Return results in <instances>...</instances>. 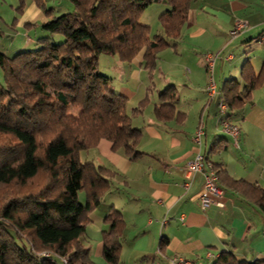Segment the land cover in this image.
<instances>
[{"label":"trees","instance_id":"trees-1","mask_svg":"<svg viewBox=\"0 0 264 264\" xmlns=\"http://www.w3.org/2000/svg\"><path fill=\"white\" fill-rule=\"evenodd\" d=\"M192 1L70 0L71 12L41 25L47 35L34 49L11 57L0 52V264H63L60 258L67 264H96L84 246L86 226L117 173L92 160L81 162L80 154L105 140L112 151L133 159L142 137L131 124L127 99L98 70L99 57L130 63L141 54L143 69L153 72L159 53L177 46ZM153 3L165 9L158 17L160 31L150 36V27L139 18ZM241 77L240 88L231 80L221 92L229 111L242 109L264 83V64L255 74L246 63ZM158 96L157 116L182 114L175 111L174 87ZM146 102L131 113L142 112ZM211 167L219 185L264 211V189L230 177L219 165ZM104 223L102 258L118 264L124 220L112 210ZM43 252L52 256L45 258ZM211 264L264 260H239L226 251Z\"/></svg>","mask_w":264,"mask_h":264},{"label":"crops","instance_id":"crops-1","mask_svg":"<svg viewBox=\"0 0 264 264\" xmlns=\"http://www.w3.org/2000/svg\"><path fill=\"white\" fill-rule=\"evenodd\" d=\"M25 8V0H18L11 26L23 29L24 45H36L47 35L41 25L50 19L39 9ZM155 21L158 24V18ZM238 21L246 27L231 37ZM36 28H40L39 37ZM32 31L35 41L29 36ZM254 51L257 55L252 58ZM206 53L216 55L212 70L207 69ZM115 57L119 62L112 57L110 86L127 99L131 124L142 137L133 159L112 151L105 140L91 150L87 160L117 175L111 190L89 215L84 246L102 257L103 232L108 229L104 217L116 210L125 223L118 264H171L176 256L191 264H211L226 251L239 260H264V211L220 185L223 208L212 206L204 212L199 204L202 172L195 173L184 187L182 171L199 152L204 156L203 169L207 164L219 165L230 177L264 189V83L251 92L242 109H220L221 92L229 81L236 79L240 88L244 65L258 74L264 64V0H193L177 46L159 53L151 73L143 69L141 54L130 63ZM165 58L173 69L157 77ZM211 81L214 90L208 93ZM168 87H174L177 94L175 111L184 116L168 118L154 112L162 104L159 92ZM143 101H147L143 111L132 114ZM226 125L236 128L235 137ZM198 128L202 130L199 145L193 141ZM91 233L96 241L93 250Z\"/></svg>","mask_w":264,"mask_h":264},{"label":"rangeland","instance_id":"rangeland-1","mask_svg":"<svg viewBox=\"0 0 264 264\" xmlns=\"http://www.w3.org/2000/svg\"><path fill=\"white\" fill-rule=\"evenodd\" d=\"M36 1H38L37 4H40V5L42 4V6L36 7L33 0H25V7L27 8V10L34 11L36 9H39L40 11L43 12V14L47 15L49 19L59 16L63 13L72 11V4L70 0H36ZM32 3L34 5H31ZM17 6H18V0H0V16H1L0 17V52L5 54L8 57H11L21 51L32 50L36 47L34 42L33 44L24 45V41L26 37L24 36L23 29H16V28H13V26H11L13 24L14 17L16 16L14 14L18 12L16 10ZM163 6L164 4L162 3H153L149 5L148 7H146L145 11L142 12L139 18V21L141 23L146 24L150 27V36H153L156 33L157 28L159 27V25L157 24L155 20H157L158 16L164 10L163 8L160 11V8ZM45 10H50V11L48 13H45ZM17 17L19 18V16ZM37 23L39 24V22ZM18 27L20 26L18 25ZM36 30L38 31L37 36L39 37L41 35L40 28H36ZM29 36H31L30 38H32L35 41L36 36H35L34 31H32L29 34ZM58 38H61V39H58ZM54 40L56 42H60L62 40V37L59 35H56ZM213 55L215 54L213 53ZM255 55L257 54L254 51L250 54V57L253 58ZM112 57L113 59H115V61L119 62L115 56L102 54L100 56L99 63H98V70L104 73L105 75H107L108 77L111 76L110 78H112V73H113V71L111 70ZM168 61L169 59L165 58V62L160 67V71L156 72L157 77L159 74L160 75L161 73L166 74V72L171 71L173 69L172 66L168 65L169 64ZM235 63L236 61L232 62V64H235ZM240 67L241 65L239 66V68ZM1 80H2V73L0 71V82ZM148 111H150L149 108L144 111V114H146ZM88 153L89 154H87L86 152H82L80 154L81 162H84L87 159H90V155H92L91 151ZM91 234H92L93 240L89 242H90V246L92 245V250H93L96 244V241H95L94 233H91ZM90 257L92 258V260H94L96 264H107L102 257L97 258L91 253H90Z\"/></svg>","mask_w":264,"mask_h":264},{"label":"built area","instance_id":"built-area-1","mask_svg":"<svg viewBox=\"0 0 264 264\" xmlns=\"http://www.w3.org/2000/svg\"><path fill=\"white\" fill-rule=\"evenodd\" d=\"M246 27V23L243 21H238L234 27V29L231 31V37H234L239 30ZM216 58V55H213L212 53H206L204 55V60L206 62V66L208 70H212L214 59ZM214 90V84L212 81L207 87L208 93H212ZM220 109L222 112L225 111L226 107L224 104L220 105ZM227 127V125H226ZM227 131L235 137L237 130L235 127H227ZM202 135V130L198 128L196 130V133L194 135L193 141L196 144H200V138ZM203 161L204 156L201 153H197L194 158L189 161L182 169L183 171V177L185 178L186 182L184 183V187H187L189 185V181L191 180L192 176L197 172H202L203 174V185L201 193L199 194V204L200 209L202 211L208 210L210 207H217V208H223V189L220 187L217 175L215 171L212 169L211 165L207 164L205 166V169H203ZM41 255L45 258H50L52 254L50 252H43ZM60 261L63 264H67V261L65 258H60ZM171 264H191L189 260H187L184 257L176 256L172 259Z\"/></svg>","mask_w":264,"mask_h":264}]
</instances>
